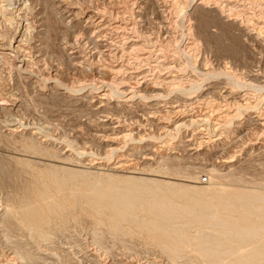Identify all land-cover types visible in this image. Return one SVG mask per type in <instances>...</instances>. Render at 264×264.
<instances>
[{
    "label": "rangeland",
    "instance_id": "1",
    "mask_svg": "<svg viewBox=\"0 0 264 264\" xmlns=\"http://www.w3.org/2000/svg\"><path fill=\"white\" fill-rule=\"evenodd\" d=\"M113 1L0 0V40L8 43L22 27L25 47L31 38L40 50L29 74L15 50L0 56V94L19 101L15 113L0 103V264H235L239 254L256 252L245 262L264 264V0ZM86 7L100 10L99 20L119 14L131 28L125 37L108 29V46L94 49L87 41L97 28L76 13ZM131 37L138 47H129ZM67 42L80 53L72 55ZM93 68L114 79L100 112V102L72 94L99 91L98 80L86 81ZM152 83L169 97L153 100L158 105L202 96L190 113L207 120L169 135L151 127L173 128L176 120L163 116L171 110L164 106L155 118L143 115L140 90L151 95ZM128 95L140 104L130 106ZM117 116L123 130L139 134L110 131L102 120L114 125ZM140 134L165 144L157 159L119 165L113 148L131 159L146 141ZM191 137L198 147L183 144L180 154L176 143ZM225 226L260 229L259 236L220 234Z\"/></svg>",
    "mask_w": 264,
    "mask_h": 264
},
{
    "label": "bare ground",
    "instance_id": "2",
    "mask_svg": "<svg viewBox=\"0 0 264 264\" xmlns=\"http://www.w3.org/2000/svg\"><path fill=\"white\" fill-rule=\"evenodd\" d=\"M113 1V0H112ZM213 2H214V0H212ZM6 1H4V3H5ZM26 2V1H25ZM30 2V1H29ZM114 2V1H113ZM204 1L202 0V1H200V4L201 3H203ZM1 3V2H0ZM8 3V2H7ZM2 4V3H1ZM216 4V3H215ZM9 5V4H8ZM14 5V4H13ZM86 5V4H85ZM22 6V5H21ZM25 6V5H24ZM28 6V5H27ZM84 6V5H83ZM91 6V5H90ZM20 7V6H19ZM31 7V6H30ZM107 7V6H106ZM8 8V7H7ZM25 8V7H24ZM94 8V7H93ZM93 8H90V7H86V9L84 10V8L82 9V10H84V11H82L81 12V14L79 15V13L80 12H76V13H78L77 15V17H78V19H79V16L81 17V19H83V20H85V22L88 24V25H90V26H92V27H96L97 28V30H96V39L95 38H89L88 39V43H90V44H94V49H98V48H101V47H107L108 45L107 44H105V41H107V39H104V37L106 38V36H107V34H109V33H107L106 34V31L109 29L110 31L111 30H113V31H118L119 29H121L122 30V34H121V36H123L124 35V37H125V33L124 32H126V31H128V29H129V27L131 28V26H129V22H122V21H120V20H118L117 19V16L119 15L118 13V15H115L116 17L115 18H113L111 21L110 20H108L107 18L108 17H105L103 14L101 15L102 17L100 18V20L98 19V15L100 14V10H95V9H93ZM100 9V8H99ZM112 9V8H111ZM2 10H4V9H2ZM6 10V9H5ZM9 10V9H8ZM20 10H21V7H20ZM23 10V9H22ZM31 10V9H30ZM105 9H103V11H104ZM113 10H114V8H113ZM134 10V9H133ZM0 11H1V9H0ZM102 11V12H103ZM111 10H109V12H110ZM117 11V10H116ZM7 12V11H6ZM113 12V11H112ZM112 12H110V13H112ZM136 12V11H135ZM139 12V11H138ZM3 13H4V11H3ZM7 14V13H6ZM35 14V13H34ZM71 14H73V13H71ZM123 14H124V11H123ZM127 14V13H126ZM5 15V14H4ZM108 15V14H107ZM122 15V14H121ZM111 16H112V14H111ZM27 17V16H26ZM76 17V16H75ZM121 17V16H120ZM119 17V18H120ZM123 17V16H122ZM21 18H25V17H21ZM110 18V17H109ZM38 19V18H37ZM121 19V18H120ZM80 20V19H79ZM98 20V21H97ZM26 21V20H25ZM20 23V22H19ZM32 23V22H31ZM36 24V23H35ZM131 24V23H130ZM133 26H134V24H132ZM26 26V25H25ZM29 26V25H28ZM31 26V25H30ZM129 26V27H128ZM18 27H20L19 25H18ZM32 27V26H31ZM34 27V26H33ZM17 28V27H16ZM135 28V27H134ZM133 28V29H134ZM25 29H27L26 27H25ZM136 29V28H135ZM16 30V29H15ZM95 31V30H94ZM133 31H135V30H133ZM25 32H26V30H25ZM25 32L22 30V27L21 28H19V29H17L16 31H14V34L12 35V37H11V40H10V38H9V42L8 43H5V42H3L2 40H0V56H3V55H5L6 54V50L7 49H13V50H15V55H14V59H17L18 61H20V62H18L19 64H18V67L23 71V72H25V73H27V74H29V73H31V71L29 70V64L30 63H35V64H38L39 62H40V55L39 54H37L40 50H39V47H38V45L36 44V41H33V39H31L30 38V41H28V44H29V46H26L25 47V44L26 43H24V41H25ZM29 32V31H28ZM119 32V31H118ZM132 32V31H131ZM95 33V32H94ZM114 33V32H113ZM129 33H130V31H129ZM132 33H135V32H132ZM30 34H32V33H30ZM115 34H117V33H115ZM114 34V35H115ZM47 35V34H46ZM109 35H111V34H109ZM118 35V34H117ZM116 35V36H117ZM139 35V34H138ZM30 36V35H29ZM28 36V37H29ZM95 36V35H94ZM120 36V34L118 35V39L120 38L119 37ZM127 36H129V34H127ZM131 36V35H130ZM129 36V37H130ZM111 37V36H110ZM129 37H127V38H129ZM33 38V37H32ZM115 38V37H114ZM123 38V37H122ZM133 38H135V37H133ZM28 39V38H27ZM111 39V38H110ZM110 39H109V41H110ZM121 39V38H120ZM116 40H117V38H116ZM124 40H126V41H128L126 38H124ZM132 42L134 41H136V39H132V37H131V39H130ZM2 41V42H1ZM112 41V43L113 42H115L114 40H111ZM111 41L109 42V43H111ZM118 42H120V41H118ZM132 42H130V45H129V47L131 48V47H133V46H136V47H138L137 45H135L136 43H132ZM68 43V45L67 46H69V48H70V53L72 54V55H77V54H79L80 52H79V49H77V48H79V46H75L74 44H72L71 42H67ZM87 43V44H88ZM115 43H117V42H115ZM127 44V43H126ZM84 45V44H83ZM113 45V44H112ZM116 45V44H115ZM119 45V44H118ZM142 45V44H141ZM84 46H87V45H84ZM110 46V45H109ZM143 46V45H142ZM25 48V49H24ZM66 48V47H65ZM84 48V47H83ZM110 48V47H109ZM108 48V49H109ZM129 48V50H131ZM111 49V48H110ZM118 50H119V48H117ZM139 49V48H138ZM140 49H143V48H140ZM117 50V51H118ZM124 50H126V49H124ZM123 50V51H124ZM133 50V49H132ZM135 50V49H134ZM144 50V49H143ZM113 50H110V53L112 52ZM115 51V50H114ZM122 51V50H121ZM128 51V50H127ZM138 51V50H137ZM142 51V50H141ZM132 52V51H131ZM8 53V52H7ZM122 53V52H121ZM127 53V52H126ZM133 53V52H132ZM8 54H10V53H8ZM125 53H123L122 55H124ZM115 55H116V53H115ZM117 55H119V54H117ZM134 55H135V52H134ZM139 55V54H138ZM144 55V54H143ZM10 56V55H9ZM87 56H88V54H87ZM91 56V55H90ZM93 56V55H92ZM121 56V55H120ZM119 56V57H120ZM127 56H129V55H127ZM10 57H12V56H10ZM30 57H32V58H30ZM135 57V56H134ZM91 58V57H90ZM100 58V57H99ZM114 58V57H113ZM91 59H93V57L91 58ZM13 60V59H12ZM16 60V61H17ZM85 60L86 61H89L90 62V60L89 59H87V58H85ZM141 61V60H140ZM15 62V61H14ZM122 62V61H121ZM43 63V62H42ZM124 63V62H123ZM122 63V64H123ZM1 64V63H0ZM121 64V65H122ZM127 64V63H126ZM4 65V64H3ZM31 65V64H30ZM120 65V66H121ZM125 65V64H124ZM148 65V64H147ZM15 66H17V65H15ZM89 66V65H88ZM101 66V65H100ZM113 66V65H112ZM131 66V65H130ZM31 67V66H30ZM40 67V66H39ZM85 67V66H84ZM94 67V66H93ZM44 68V67H43ZM98 68V67H97ZM119 68V67H118ZM133 68V67H132ZM19 69V70H20ZM42 69V68H41ZM99 69V68H98ZM127 69H129V68H127ZM112 70V72H117V70H115L114 68H112L111 69ZM110 70V71H111ZM121 67H120V72H121ZM124 70V69H123ZM122 70V71H123ZM125 70H126V67H125ZM119 71V70H118ZM119 72V73H120ZM134 72V71H133ZM91 74L89 75V79H87L86 81H90V82H93L94 83V81L95 80H98L97 81V83L96 84H94V86H95V88L96 89H99V91H93V92H89V93H87V94H85V95H83V93H72V94H74V95H78V96H76V98H75V100L76 101H81V100H83V99H87V100H89V103L90 104H92V106H94V102L95 101H98V102H100V104L98 105V106H96V107H94L95 109L94 110H96V111H98V112H100V110L103 108V106H106L107 104H108V100L109 99H111L113 96L111 95V90H110V88H109V86H111V82L114 80H112L111 78H106V77H103V75H102V77H101V74L103 73L102 72V69H100V70H97L96 68H93L92 70H91V72H90ZM118 73V72H117ZM116 73V74H117ZM132 73V72H131ZM132 74H134V73H132ZM132 74H130V75H132ZM140 74V73H139ZM144 74V73H143ZM108 75V74H107ZM118 75V74H117ZM137 75V74H136ZM26 76V75H25ZM30 76V75H29ZM87 76V75H86ZM133 76V75H132ZM46 77V76H45ZM116 78V77H115ZM145 78V77H144ZM146 79V78H145ZM82 81H84V80H82ZM125 81H127V80H125ZM135 81V80H134ZM141 81V80H140ZM114 82V81H113ZM136 82V81H135ZM156 82H158V80L156 81ZM159 82H161V83H164V79H162V80H160ZM68 83V82H67ZM138 83V82H137ZM160 83V85H162ZM8 84V83H7ZM70 84V83H69ZM100 86H99V85ZM139 84V83H138ZM138 84H134L135 86H137ZM153 84V83H152ZM156 85H158V83H155ZM167 84V83H166ZM71 85V84H70ZM114 85V84H113ZM133 85V86H134ZM140 85V84H139ZM138 85V86H139ZM164 85V84H163ZM211 85V84H210ZM104 86H106L107 88L105 89V88H103ZM132 86V85H131ZM149 86H150V84H149ZM149 86H146L148 89H149V91L151 92V95H148V96H146L145 94H146V90L145 89H141L140 90V92L141 93H145L144 94V98H146L147 99V101H145V106L143 107V115H147V116H145V117H149V118H155V115H157V114H159V115H161V113H162V111L161 110H159L160 109V106H164V107H166V108H169V109H171V110H167V109H165V110H167V112L169 111V113L170 114H172V116H170V115H168L169 113H162L163 114V116H166L170 121L172 120V118L173 117H176V120H174V122H173V128H171L170 127V125L169 124H163V125H160V124H156V125H154L153 124V122H150V125H151V127H156V130H160L161 131V133H164L165 135H169V134H171V133H173V132H176V131H178L182 126H186V125H188L189 123H191V122H203V121H206L207 120V115L204 117V116H202V117H199V115H194L193 113L191 114L190 112L192 111V106L195 104V103H197V104H199L200 102V100L202 99V100H204L203 98H202V96H195L194 98H192V99H190V100H183V101H181V100H179V99H176V97L174 96V97H172V100L171 101H165V102H163L162 104L163 105H158L159 103L158 102H154L153 100H155V99H160V98H166L167 96H165V95H163V92H160V90L158 89V88H160V87H155L154 86V84H153V86L151 85L150 87ZM142 87V86H141ZM145 87V88H146ZM256 87V86H255ZM51 88V87H50ZM132 88V87H131ZM134 88V87H133ZM6 89V88H5ZM52 89V88H51ZM135 89V88H134ZM72 90H74L73 88H72ZM122 90V89H121ZM120 90V91H121ZM71 91V90H70ZM18 92V91H17ZM72 92V91H71ZM82 92V91H81ZM123 94L125 93V94H127V93H132V91L129 89L128 90V88H125V89H123L122 91H121ZM133 93H134V96H135V94H137V93H139V91H135V90H133ZM143 94H138V96H143ZM166 94V93H165ZM2 94H0V103H1V101H2V108L3 109H5V110H9V111H11L12 113L15 111H18V108H19V101L17 102V100L15 101V102H10V101H8L3 95L1 96ZM83 95V96H82ZM130 95V94H129ZM126 96V98L124 99L125 101H127V102H131L132 104H134L135 103V101H134V97L133 96ZM222 95H224V94H222ZM226 95V94H225ZM227 96V95H226ZM171 97V96H170ZM222 97V96H221ZM231 97V96H230ZM167 98H169V97H167ZM167 98H166V100H167ZM173 98H175V99H173ZM178 98V97H177ZM241 98V97H240ZM189 99V98H188ZM226 99V98H225ZM6 100L8 101V103H6ZM165 100V99H164ZM139 101V100H138ZM141 101V100H140ZM143 101V100H142ZM10 102V103H9ZM21 102V101H20ZM160 102V101H159ZM206 102V101H205ZM224 102V101H223ZM237 102V101H236ZM110 103V102H109ZM140 103L139 102H136L134 105H130V106H134V107H137L138 105H139ZM161 104V103H160ZM196 104V105H197ZM239 104V103H238ZM8 105V106H7ZM201 105V104H200ZM228 105V104H227ZM230 105V104H229ZM91 106V107H92ZM126 107V106H125ZM194 107V106H193ZM197 107V106H196ZM106 108V107H105ZM195 110H196V108H195ZM214 110V109H213ZM212 110V111H213ZM95 111V112H96ZM135 111V110H134ZM194 111V110H193ZM211 111V110H210ZM14 112V113H15ZM163 112H165V111H163ZM197 112V111H196ZM199 112V111H198ZM218 111H216V113L215 114H218L217 113ZM200 113V112H199ZM198 113V114H199ZM211 113H213V112H211ZM17 114V113H16ZM103 114V113H102ZM201 114V113H200ZM18 115V114H17ZM107 115V114H106ZM143 115H140L141 117H144ZM174 115V116H173ZM105 116V115H104ZM108 116V115H107ZM201 116V115H200ZM98 117V116H97ZM101 117V116H100ZM157 117V116H156ZM160 117V116H159ZM158 117V118H159ZM227 117V116H226ZM106 118H108V117H106ZM122 118V117H121ZM166 118V119H167ZM224 118V117H223ZM111 119V118H110ZM117 119H118V116H117ZM161 119V118H160ZM174 119V118H173ZM249 119V118H248ZM165 120V119H164ZM246 120V119H245ZM23 121V120H22ZM103 122H107V127L108 128H111V130L110 131H113V133H120L121 134V136H122V138L124 137H130V136H134L135 134H139L138 132H134L133 131V128H128V129H122V127H123V121L122 120H120V118L117 120V122L114 124V125H110V124H108V120L106 119V120H102ZM150 121V120H149ZM148 121V122H149ZM216 121H218V122H215V123H221V121H220V119L219 120H216ZM252 121V120H251ZM126 122V121H125ZM136 122H138V120L136 121ZM147 122V121H146ZM160 122H162V119L160 120ZM159 122V123H160ZM246 122V121H245ZM166 123H168L167 121H166ZM204 123V122H203ZM214 123V124H215ZM246 124V123H245ZM258 124H261V123H259L258 122ZM206 125V124H205ZM242 125V124H241ZM257 125V124H256ZM201 126V125H200ZM203 126V125H202ZM202 126H201V129H202ZM215 126V125H214ZM20 127V126H19ZM103 127V126H102ZM134 127V126H133ZM246 127V126H245ZM255 127V126H254ZM124 128V127H123ZM209 128V127H208ZM240 128H243V127H241L240 126ZM106 129V128H105ZM121 129H122V131H121ZM153 129V128H152ZM248 129V128H247ZM12 132L13 131H19V129L16 127H14V128H12V129H10ZM200 130V129H199ZM202 130H204V129H202ZM242 130H244V129H242ZM207 131V130H206ZM253 131V130H252ZM14 132V133H15ZM35 132V131H34ZM104 132V131H103ZM199 132H201V131H199ZM208 132V131H207ZM238 132V131H237ZM239 132H240V130H239ZM254 132V131H253ZM37 133V132H36ZM105 133V132H104ZM250 133V132H249ZM213 134V133H212ZM248 134V133H247ZM114 135H116V134H114ZM199 135V134H198ZM211 135V134H210ZM214 135V134H213ZM250 135H252L251 133H250ZM111 136V135H110ZM116 136H118V135H116ZM140 136L141 137H143L144 136V134L142 135V134H140ZM209 136V135H208ZM219 136V135H218ZM244 135H241V136H239L238 137V139L240 140V139H243L242 137H243ZM245 136H247V135H245ZM113 137H115V136H113ZM119 137V136H118ZM195 137V136H194ZM214 137V136H213ZM116 138V137H115ZM120 138V137H119ZM144 138V137H143ZM146 138V137H145ZM144 138V139H145ZM183 138V137H182ZM197 138V137H196ZM201 138V137H200ZM210 138V137H209ZM215 138V137H214ZM235 138H236V136H235ZM66 139V138H65ZM179 139V138H178ZM185 139V138H184ZM249 138H247V140H248ZM183 140V139H182ZM182 140H180V143H176V145H175V147L174 148H176L178 151H179V148H180V146L182 145L183 146V144L184 145H186V146H188L189 147V149L190 150H192V149H195L196 147H198V145L194 148L193 147V145H192V142H191V140H192V137L191 138H187L185 141H182ZM194 140V139H193ZM192 140V141H193ZM198 140H200V139H198ZM169 141V140H168ZM196 141V140H195ZM194 141V142H195ZM206 141H208V140H206ZM214 141V140H213ZM235 141V140H234ZM216 142V141H215ZM137 143H139V142H137ZM156 142H154V141H152V140H150L149 138H146V141L144 142V145L140 148V150H138L139 152H137L138 154H135V155H132L131 154V159H129V156H130V154H125V153H123L122 151V148H119V147H116V148H113V151L112 152H117V153H119V156H118V158H120L119 159V161H121V162H123L122 164H119V165H121V166H125V164H127V166L128 165H135V166H137V167H140L141 166V164H143V163H145V161L146 160H155V159H157V156H158V152L161 150V148L163 147V145H165V144H163V142H162V144H155ZM159 143V142H158ZM173 143V142H172ZM202 143V142H201ZM232 143V142H231ZM234 143V142H233ZM204 144V143H203ZM228 144V143H227ZM133 145V144H132ZM218 145V144H217ZM169 146V145H168ZM195 146V145H194ZM184 147V146H183ZM217 147V146H216ZM130 148V147H129ZM164 148V147H163ZM200 148V147H199ZM198 148V149H199ZM218 148V147H217ZM222 148V147H221ZM163 150V149H162ZM183 150V149H182ZM232 150V149H231ZM220 151H221V149H220ZM226 151V150H225ZM132 152V151H131ZM130 152V153H131ZM134 152V151H133ZM180 152V151H179ZM182 152V151H181ZM181 152H180V154H181ZM188 152V151H187ZM196 152V151H195ZM215 152H219V151H214V153ZM162 153V152H161ZM173 153H178L177 151L175 152H173ZM191 153V152H190ZM190 153H188V155L190 154ZM116 154V153H115ZM160 154V153H159ZM107 155V154H106ZM117 155V154H116ZM174 155H176V154H174ZM163 156V155H162ZM178 156H179V153H178ZM189 156H191V155H189ZM198 156V155H197ZM165 157V156H164ZM174 157V156H173ZM192 157V156H191ZM81 158V157H80ZM116 159H117V157H116ZM161 159V158H160ZM223 160V159H222ZM130 161V162H129ZM163 161V160H162ZM128 162L130 163V164H128ZM227 162H232V160H229V161H227ZM226 162V163H227ZM225 163V162H224ZM146 164V163H145ZM231 164V163H230ZM110 167V166H109ZM117 168V167H116ZM142 168V167H141ZM214 168V167H213ZM113 170V169H112ZM210 170V169H209ZM212 171H215V169L213 170V169H211ZM134 172V171H133ZM49 205H51V204H49ZM155 206V205H154ZM157 206V205H156ZM155 206V207H156ZM158 208V207H157ZM227 225V224H226ZM221 228H223V231L222 232H220V234H225V235H237V236H241V235H249V236H251L252 238L251 239H255V238H258V236H259V231H260V229H255V230H247V229H244L243 231L242 230H238V229H231V227L230 228H227L226 226L225 227H221ZM237 228H239V227H237ZM225 229H227V230H225ZM180 235H182V234H180ZM206 244V243H205ZM208 245V244H207ZM205 251V250H204ZM260 255V253H254V254H250V255H243V254H239L238 255V258H240L241 260H238L235 264H248L247 262H245V261H247V260H250V259H256L258 256ZM108 262V261H107ZM107 262H105V263H107ZM105 263H103V264H105ZM111 263V262H110Z\"/></svg>",
    "mask_w": 264,
    "mask_h": 264
},
{
    "label": "built area",
    "instance_id": "3",
    "mask_svg": "<svg viewBox=\"0 0 264 264\" xmlns=\"http://www.w3.org/2000/svg\"><path fill=\"white\" fill-rule=\"evenodd\" d=\"M202 181H207L206 176L202 177Z\"/></svg>",
    "mask_w": 264,
    "mask_h": 264
}]
</instances>
